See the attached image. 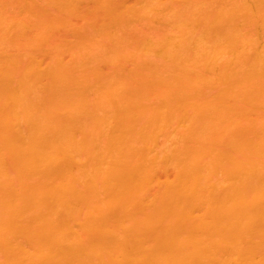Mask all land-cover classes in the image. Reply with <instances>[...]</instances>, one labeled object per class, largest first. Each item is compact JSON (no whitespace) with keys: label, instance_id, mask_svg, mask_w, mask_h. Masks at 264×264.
<instances>
[{"label":"bare ground","instance_id":"6f19581e","mask_svg":"<svg viewBox=\"0 0 264 264\" xmlns=\"http://www.w3.org/2000/svg\"><path fill=\"white\" fill-rule=\"evenodd\" d=\"M0 264H264V0H0Z\"/></svg>","mask_w":264,"mask_h":264}]
</instances>
